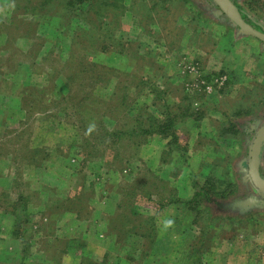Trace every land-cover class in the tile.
<instances>
[{
	"label": "rangeland",
	"instance_id": "rangeland-1",
	"mask_svg": "<svg viewBox=\"0 0 264 264\" xmlns=\"http://www.w3.org/2000/svg\"><path fill=\"white\" fill-rule=\"evenodd\" d=\"M240 1L264 24V0ZM41 2L0 0V264H192L203 252L200 264H264V207L244 218L205 206L221 220L191 254L204 220L186 203L194 186L221 178L235 183L231 203L262 198L241 162L264 128V44L204 0L111 2L106 21L84 14L96 19L85 37H74L72 15L58 8L52 19L53 2ZM125 88L134 117L149 115L143 126L157 131L164 123L162 134L117 142L108 155L102 110ZM228 123L255 134L246 144Z\"/></svg>",
	"mask_w": 264,
	"mask_h": 264
},
{
	"label": "trees",
	"instance_id": "trees-1",
	"mask_svg": "<svg viewBox=\"0 0 264 264\" xmlns=\"http://www.w3.org/2000/svg\"><path fill=\"white\" fill-rule=\"evenodd\" d=\"M14 1V0H13ZM42 2L40 3L43 7V9L46 8V4H49L50 2H53L52 6H51V11L46 13L48 14L52 19H59V14H58V8H60L62 10V15H72L70 16V18L72 17V21L76 24V32L74 37H78L79 34H76L78 32L82 33V36H90V34H92L93 32L96 31V19L94 20H90L89 18L85 17V15H87L90 12H93L95 14L100 15L101 18H105L104 21H106V15L109 10L110 7H113L114 4L112 3H117L119 0H105V2L101 3L100 0H41ZM152 3L155 1L158 3V0H149ZM204 1H208L210 3V5H212L213 9L219 12V17H221V19H226L227 21H229L230 23H232L233 25H235L221 10V8L213 1V0H204ZM233 2V4L236 6V8L238 9V11L240 12L241 17L243 18V20L248 23L250 26H252L254 29H256L257 31H260L262 33H264V24L263 22H261L260 19H256L252 16V14L249 12L250 9L252 10L253 7L248 6V10L246 9V5L241 2L240 0H231ZM112 2V3H111ZM153 3V5L151 7H155L157 6L156 3ZM141 5H144V2H140ZM32 6V7H31ZM31 8L29 9L28 14L30 15H37V9L39 8V4L36 6H33V3L31 4ZM99 6L103 7L105 9H101L99 8ZM56 12L54 11V9H56ZM123 8V7H122ZM26 12L28 11L27 8H25ZM98 10V11H97ZM99 10H102V12H107L106 14H102V12ZM104 10V11H103ZM152 10V9H151ZM124 11L121 10V13H123ZM21 13H25L23 11H21ZM85 14V15H84ZM27 15V14H26ZM96 15V16H97ZM104 15V16H103ZM102 20V19H101ZM95 23V24H94ZM62 27V23L60 22V20L57 23V27L58 26ZM54 29L56 30L57 28L54 27ZM235 29L238 31H241L240 28L235 25ZM32 29H30L31 31ZM58 31V30H57ZM77 35V36H76ZM246 35V34H244ZM248 36V35H246ZM251 37V36H250ZM27 38V37H26ZM25 38V39H26ZM254 38V37H253ZM28 39V38H27ZM263 43V42H262ZM264 44V43H263ZM141 85H148V82L145 78L141 79ZM154 83L152 81L151 85H150V91L153 93H157L158 95H162V91L157 87V86H153ZM152 88V89H151ZM128 93L129 90L127 88H125L124 92H120V91H114L112 92V94L110 95V99L107 103L104 104V106H106V110L104 111V108L102 110L103 114H101V118L103 120L104 117H106L105 115H107V117L109 118L107 121V125L111 124L114 125L115 127L113 128H107L105 120L102 121L101 126L103 127V130L100 129L101 131H103V137L107 138L110 141L109 145V149L110 152L108 155H113V145L115 143H122V142H128L130 144H139V138L140 137H146L147 135L152 134L154 131L158 132V134H162L161 132V128L164 126V123H162L160 125V123H156L159 126V130L157 131V127L153 126V122L150 124L149 122V126L144 127L143 123L146 122V120L149 119V115H147L148 117L144 116V115H136L134 117L133 115V111L130 106H131V101L130 100L128 102ZM70 99H72V95H70L69 97ZM95 99V98H92ZM97 99V98H96ZM97 104L98 100H94ZM128 102V103H127ZM82 102H79L78 106L76 108H80L83 107L82 106ZM95 108H97V105H94ZM121 108H125L123 110H121ZM54 110L56 109V107L53 108ZM85 111V110H84ZM120 112V116L117 115V112ZM139 113V111H137ZM123 115V116H122ZM238 115V112L237 114ZM124 121V123L122 124L124 127L120 128V129H116L118 126V124L120 122ZM121 125V124H120ZM119 125V126H120ZM224 131H230L233 134H237L239 133V127L243 128V134L245 137V142L246 144L249 143L248 139L255 134V132L252 130L251 125L249 126L247 125H242L239 124V127L236 123H228L227 125H225ZM169 129V126H168ZM109 130V131H107ZM164 135V134H163ZM138 142V143H137ZM177 143H178V137L176 135L175 132H173L172 134V140L170 142L171 146H173L172 148H177ZM113 144V145H112ZM87 147H91V144H89V142L86 143ZM111 146V147H110ZM264 147V144L262 146V149ZM261 149V152H262ZM261 155L262 153H260V159H261ZM114 156V155H113ZM243 163L242 166L244 168L247 167V170H250V164L249 162H241ZM263 168L261 167V163L259 166V171L260 174L263 176ZM226 177L227 174H226ZM223 178L220 179V181L218 179H209L208 181H206L202 186H194L195 187V194L193 195L192 199L186 201V203L188 204L189 208L191 211H193L194 214H196L197 216H200L203 218V221H199L197 224H199V235L197 236L196 243L197 246L193 247L190 253H201L202 248H204V246L207 243V238L210 237V233H211V229L214 226V221L218 220V218H213L212 217V213L209 211V209L207 207H210L214 210H233V212H236L239 216H244L245 217H249L254 210L257 209H262L264 207V205H250V204H245L244 202H234L231 203L232 198L234 197L235 193H236V186L235 183H230L229 180H225V182L222 180ZM136 190V189H134ZM255 191V190H253ZM256 192V191H255ZM256 194V193H255ZM207 206V207H205ZM124 208H131V206L125 205ZM123 209V210H125ZM132 209V208H131ZM127 210V209H126ZM125 212V211H124ZM127 214H124V218H127ZM201 218V219H202ZM221 219L218 220V222H220ZM129 222V221H128ZM217 222V221H216ZM216 224H219V223ZM143 225L150 226L149 221H142L141 222V226L143 227ZM153 227V225H151V228ZM149 230H146V232L148 233ZM153 231V230H152ZM154 233V232H153ZM146 234L143 233L142 234V238L144 239H150L151 241L154 238V234ZM207 248V247H206ZM189 253V256H190ZM146 255L144 252H142V257ZM194 255V254H193ZM199 256H201L199 258L198 261H196V263H192V264H200L203 262V259L205 260L206 258V254L205 252H203V254H198ZM131 261H134L133 258H130L129 255H127ZM88 261H84L82 262V264H97L94 263L93 261L86 259ZM185 263H189L188 261ZM102 264H107V262H104Z\"/></svg>",
	"mask_w": 264,
	"mask_h": 264
},
{
	"label": "water",
	"instance_id": "water-1",
	"mask_svg": "<svg viewBox=\"0 0 264 264\" xmlns=\"http://www.w3.org/2000/svg\"><path fill=\"white\" fill-rule=\"evenodd\" d=\"M222 10V12L240 28L242 34L254 37L264 43V33L257 31L246 23L240 15V12L231 0H213ZM264 144V128L256 135L250 153V178L254 187L258 190L262 198L253 196L244 201L250 205H264V177L260 174V153Z\"/></svg>",
	"mask_w": 264,
	"mask_h": 264
},
{
	"label": "built area",
	"instance_id": "built-area-1",
	"mask_svg": "<svg viewBox=\"0 0 264 264\" xmlns=\"http://www.w3.org/2000/svg\"><path fill=\"white\" fill-rule=\"evenodd\" d=\"M196 73H197V72H196L195 68L191 67V68H190V74H192V75H196ZM225 81H226V77H223V78L221 77L220 80L218 81V84H219V85H222V84L225 83ZM211 90H212V86H207V87H206V91H207V92H211Z\"/></svg>",
	"mask_w": 264,
	"mask_h": 264
},
{
	"label": "clouds",
	"instance_id": "clouds-1",
	"mask_svg": "<svg viewBox=\"0 0 264 264\" xmlns=\"http://www.w3.org/2000/svg\"><path fill=\"white\" fill-rule=\"evenodd\" d=\"M92 127H94V125ZM90 130H91V128H90ZM171 223H172L171 221H168V224H171Z\"/></svg>",
	"mask_w": 264,
	"mask_h": 264
},
{
	"label": "flooded vegetation",
	"instance_id": "flooded-vegetation-1",
	"mask_svg": "<svg viewBox=\"0 0 264 264\" xmlns=\"http://www.w3.org/2000/svg\"><path fill=\"white\" fill-rule=\"evenodd\" d=\"M253 130V129H252ZM254 132H255V129H254ZM258 134V133H257Z\"/></svg>",
	"mask_w": 264,
	"mask_h": 264
}]
</instances>
